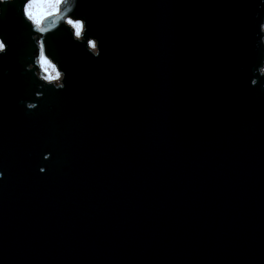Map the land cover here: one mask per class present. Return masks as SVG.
I'll list each match as a JSON object with an SVG mask.
<instances>
[{"label": "water", "instance_id": "water-1", "mask_svg": "<svg viewBox=\"0 0 264 264\" xmlns=\"http://www.w3.org/2000/svg\"><path fill=\"white\" fill-rule=\"evenodd\" d=\"M30 1L0 0V264H264V0Z\"/></svg>", "mask_w": 264, "mask_h": 264}, {"label": "rangeland", "instance_id": "rangeland-1", "mask_svg": "<svg viewBox=\"0 0 264 264\" xmlns=\"http://www.w3.org/2000/svg\"><path fill=\"white\" fill-rule=\"evenodd\" d=\"M61 0H31L26 6V13L32 21L38 25L41 24L45 16L57 11V6ZM72 25L75 27L78 33L81 29L79 22H73ZM94 48L93 41L90 43ZM41 71L45 73L47 81H58L60 75L54 65L43 56L40 58Z\"/></svg>", "mask_w": 264, "mask_h": 264}]
</instances>
